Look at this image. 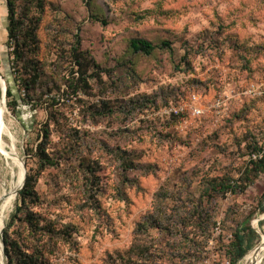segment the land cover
<instances>
[{
	"label": "rangeland",
	"instance_id": "rangeland-1",
	"mask_svg": "<svg viewBox=\"0 0 264 264\" xmlns=\"http://www.w3.org/2000/svg\"><path fill=\"white\" fill-rule=\"evenodd\" d=\"M14 6L36 40L9 38L0 0V125L16 143L12 158L0 148V191L19 176L15 156L32 180L6 215V264H231L238 231L245 264L264 244V170L251 162L264 148V0ZM134 38L172 51L135 52Z\"/></svg>",
	"mask_w": 264,
	"mask_h": 264
},
{
	"label": "trees",
	"instance_id": "trees-1",
	"mask_svg": "<svg viewBox=\"0 0 264 264\" xmlns=\"http://www.w3.org/2000/svg\"><path fill=\"white\" fill-rule=\"evenodd\" d=\"M8 36L9 38H17L20 35V38L22 41H26L28 38L31 40H36V35H35V30L29 32L28 30H25V22L26 19L28 18L27 16L29 15L28 12H26L23 16H19L16 18L15 16V6H14V0H8ZM98 19V17H95ZM105 22V21H103ZM37 24V20L35 21ZM81 45V40L80 37H76V42L73 45L72 52L73 56L76 58V62L80 66V78H78L79 82L83 81L84 84L87 83V72H88V62L84 63L82 59H86V55L81 52L80 49ZM130 47L133 49L135 52H142L145 55H150L152 52L159 48V49H164V48H169L172 51V48L170 46V42L167 40L162 41L160 44H154L153 42L143 39V38H134L130 40ZM36 48V47H35ZM12 53L15 54L17 59L24 60L25 58V49L22 45L21 42L15 41L14 48L12 50ZM94 76H100V73H95ZM8 95H11V91H7ZM16 104V103H14ZM262 151V155L258 156L257 158L251 157V162L256 166L257 171L259 170H264V148L261 146L259 149H257L255 152L259 153ZM256 153V154H257ZM37 157L41 165H51L54 166L56 162L52 160L51 158L48 157V155L45 152V148H42V145L39 148V151L37 152ZM32 178L31 175L28 174L25 182V186L22 190L19 191V195L22 196L21 201H24V196L29 192V187H30V182ZM23 185V182H22ZM230 186V185H229ZM228 185L222 184L218 190H223L227 191L229 187ZM22 209V206H19V210ZM250 231L253 232V229H250ZM6 242V240H5ZM251 245L246 246L245 245V236L242 234V231H238L235 235V240L233 242V257L231 259V264H237L239 260H241L250 250ZM6 252L8 253L7 246H5Z\"/></svg>",
	"mask_w": 264,
	"mask_h": 264
},
{
	"label": "bare ground",
	"instance_id": "bare-ground-1",
	"mask_svg": "<svg viewBox=\"0 0 264 264\" xmlns=\"http://www.w3.org/2000/svg\"><path fill=\"white\" fill-rule=\"evenodd\" d=\"M6 133H9L8 128L4 127L3 125H0V148L4 151L7 157H11L15 154L14 144L16 143H14L15 140L13 137L12 149L8 151L6 149L7 144L3 141V135ZM14 158L16 160L15 164H17L18 167L20 168L19 176L16 181H11L10 183L5 184L2 190L0 191V264H5V258L2 251V233L5 226L6 215L8 212L11 211L14 202L16 201L17 192L20 189L22 182H24L25 180V170L23 169L22 162H20L16 156ZM263 257H264V244L260 245L258 249L250 252L246 256L245 264H259Z\"/></svg>",
	"mask_w": 264,
	"mask_h": 264
},
{
	"label": "built area",
	"instance_id": "built-area-1",
	"mask_svg": "<svg viewBox=\"0 0 264 264\" xmlns=\"http://www.w3.org/2000/svg\"><path fill=\"white\" fill-rule=\"evenodd\" d=\"M198 101H199V97L197 95H193V103H196ZM191 109L194 115H200L202 113V109L198 105H195V104L192 105ZM261 155H262V151L257 154L254 153L252 157L257 158L258 156H261Z\"/></svg>",
	"mask_w": 264,
	"mask_h": 264
},
{
	"label": "water",
	"instance_id": "water-1",
	"mask_svg": "<svg viewBox=\"0 0 264 264\" xmlns=\"http://www.w3.org/2000/svg\"><path fill=\"white\" fill-rule=\"evenodd\" d=\"M0 80H1V83H2V89H3V96L6 95V83L5 81L3 80L2 76L0 75ZM26 178H27V171L25 170V180L23 182V186L26 182ZM3 234V233H2ZM2 251H3V255H4V258H5V264L7 263L6 262V258H7V253H6V249H5V242H4V238H3V235H2Z\"/></svg>",
	"mask_w": 264,
	"mask_h": 264
}]
</instances>
